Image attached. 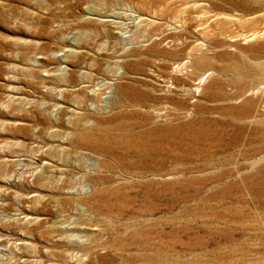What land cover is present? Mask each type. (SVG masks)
Listing matches in <instances>:
<instances>
[{
  "label": "rangeland",
  "instance_id": "374dc122",
  "mask_svg": "<svg viewBox=\"0 0 264 264\" xmlns=\"http://www.w3.org/2000/svg\"><path fill=\"white\" fill-rule=\"evenodd\" d=\"M190 1L0 0V264H264V8Z\"/></svg>",
  "mask_w": 264,
  "mask_h": 264
},
{
  "label": "bare ground",
  "instance_id": "6f19581e",
  "mask_svg": "<svg viewBox=\"0 0 264 264\" xmlns=\"http://www.w3.org/2000/svg\"><path fill=\"white\" fill-rule=\"evenodd\" d=\"M207 1V0H206ZM209 1V0H208ZM220 1V0H219ZM225 3H228L231 6H242V5H246V2H248L247 0H221ZM205 2V1H204ZM222 2V3H223ZM257 3H260L259 9L264 8V2H262V0H256ZM196 2H193L191 4V1H186V0H181L180 5L182 6V9L178 10V14L184 15V17H186V14H190L191 12H193V10H197V11H205L204 10V6L201 5H197L195 6ZM199 3V1H198ZM221 3V2H220ZM249 3V2H248ZM251 3V2H250ZM197 4V3H196ZM211 4V3H210ZM214 4V3H213ZM261 4H263V7L261 6ZM189 5V6H188ZM222 5V4H221ZM226 5V4H225ZM259 5V4H258ZM250 6V5H249ZM256 6V5H255ZM254 7V6H253ZM223 8V7H222ZM229 8V7H228ZM240 8V7H239ZM243 8V7H242ZM255 8V7H254ZM231 9V8H230ZM251 9V8H250ZM226 10V9H225ZM252 10V9H251ZM210 11V10H209ZM208 11V12H209ZM247 12V11H246ZM176 15V14H175ZM198 15V14H197ZM203 15V14H202ZM177 16V15H176ZM180 16V15H179ZM176 19V18H175ZM178 19V18H177ZM196 19V16H195ZM181 20V19H180ZM185 22V20L183 21ZM182 23V22H181ZM181 50V49H180ZM155 51V50H153ZM168 51V50H167ZM160 53V52H159ZM171 53V52H170ZM166 54V53H165ZM177 67V66H176ZM62 78V79H61ZM59 80H61L62 82H67V83H71V79L70 78H65V77H61ZM73 79V78H72ZM130 84V83H129ZM128 85H124V86H119L117 89V97L118 100L120 101L119 104V108L122 107L125 104V101H133L134 105H137L136 103H134V101L138 96L137 90H133L130 86ZM131 85V84H130ZM135 99V100H134ZM139 100V99H138ZM132 103V102H131ZM126 106V105H125ZM128 213V211H125L124 209H119L117 211V213L115 214V217H122L124 215H126ZM140 237H143L144 239H148L149 238V234L145 233V232H140Z\"/></svg>",
  "mask_w": 264,
  "mask_h": 264
}]
</instances>
